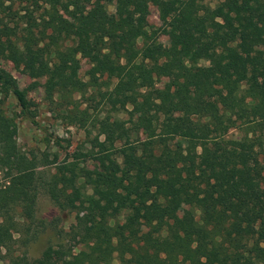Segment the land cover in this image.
<instances>
[{
  "label": "trees",
  "instance_id": "trees-1",
  "mask_svg": "<svg viewBox=\"0 0 264 264\" xmlns=\"http://www.w3.org/2000/svg\"><path fill=\"white\" fill-rule=\"evenodd\" d=\"M151 6L169 19V46ZM84 61L107 76L105 90L78 75ZM2 63L41 72L62 95L98 91L105 117L65 115L86 130L96 168L74 154L54 173L39 170L47 155L30 157L17 142V119L38 126L37 111ZM122 112L135 116L132 127L111 119ZM41 193L75 213L78 253L59 243L38 259L14 255L15 234L32 241L44 227L35 226ZM116 259L264 264V0H0V261Z\"/></svg>",
  "mask_w": 264,
  "mask_h": 264
},
{
  "label": "rangeland",
  "instance_id": "rangeland-1",
  "mask_svg": "<svg viewBox=\"0 0 264 264\" xmlns=\"http://www.w3.org/2000/svg\"><path fill=\"white\" fill-rule=\"evenodd\" d=\"M109 10L113 12L114 8L110 7ZM149 19L158 33L159 42L164 46H169L171 44L168 30L169 19L155 6L150 7ZM150 48H146L147 53L150 52ZM2 68L12 76L26 95L29 103L33 105V109L37 111L36 121L38 126L25 119H17V142L22 151L30 157L37 156L42 158L47 155V166L39 170L47 174L54 173L58 164L64 160L72 159L74 154L80 155L81 161L89 168H96L95 149L92 148L89 142L90 139L86 130L81 128V125H72L69 118L65 115L73 109L79 111L87 108L92 117H105L106 113L103 112L102 107H96L95 96L98 91L90 87L85 97L79 93L62 95L45 85V77L41 72L32 74L23 68L16 69L11 63H2ZM78 75L85 81H89L90 77L95 75L101 84L100 89H106L104 82L107 80V76L102 75L98 69L87 62L84 61L82 63ZM170 81L171 78H164L158 83V87H163ZM91 97L93 100L88 101ZM5 109L11 115L20 111L17 101L12 97L6 101ZM111 117L112 120L115 117L120 118L126 127H132L135 124V116L127 112H122L118 115L117 113H112ZM91 131L92 135L90 138H93L98 131L97 129ZM139 135L141 138L144 137L142 131ZM211 169L207 168L210 173L213 172V169ZM189 209L188 205L184 204L178 217L182 219ZM37 217L35 226L41 225L40 223L43 222L44 227L40 226L37 238L32 241L26 240L25 232L15 234L17 241L14 245L15 256L26 255L29 259H38L49 245H57L59 243L75 245V253L81 250V244L76 241L72 242V237L70 236L71 226L75 223V213L62 211L49 196L41 193L37 203ZM198 217L199 214H197ZM148 231L145 229V232L148 233ZM6 263L7 260L0 261V264ZM113 264H120L119 260H114Z\"/></svg>",
  "mask_w": 264,
  "mask_h": 264
}]
</instances>
